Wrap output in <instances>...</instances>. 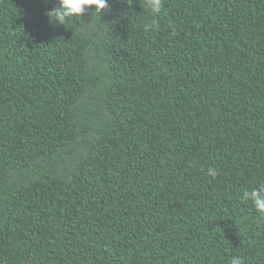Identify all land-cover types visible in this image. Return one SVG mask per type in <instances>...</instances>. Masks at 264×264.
Wrapping results in <instances>:
<instances>
[{
  "label": "trees",
  "instance_id": "16d2710c",
  "mask_svg": "<svg viewBox=\"0 0 264 264\" xmlns=\"http://www.w3.org/2000/svg\"><path fill=\"white\" fill-rule=\"evenodd\" d=\"M56 6L0 0V264H264V0Z\"/></svg>",
  "mask_w": 264,
  "mask_h": 264
},
{
  "label": "clouds",
  "instance_id": "9594fccd",
  "mask_svg": "<svg viewBox=\"0 0 264 264\" xmlns=\"http://www.w3.org/2000/svg\"><path fill=\"white\" fill-rule=\"evenodd\" d=\"M51 2V0H49ZM108 8V0H57V6L46 12L51 22L65 25L72 18H80L88 9H93V16H100L102 10ZM145 8L154 16L161 14L163 0H145ZM207 175L215 178L218 172L215 168H208ZM242 201H251L255 211L261 219H264V184L252 188L250 191L245 189ZM230 264H245L242 257L233 256Z\"/></svg>",
  "mask_w": 264,
  "mask_h": 264
}]
</instances>
